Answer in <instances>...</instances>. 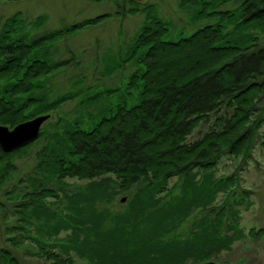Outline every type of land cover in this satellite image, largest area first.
<instances>
[{
	"label": "trees",
	"instance_id": "16d2710c",
	"mask_svg": "<svg viewBox=\"0 0 264 264\" xmlns=\"http://www.w3.org/2000/svg\"><path fill=\"white\" fill-rule=\"evenodd\" d=\"M230 3L236 6L219 9ZM178 4L191 23L208 24L169 39L171 26L154 5L128 8L123 14L142 12L144 20L118 58L104 59L101 71L106 78L125 73L123 84L84 94L77 85L54 98L47 81L71 64L55 60L53 46L110 14L37 35L27 28H41L44 15L29 22L15 14L2 24L0 125L12 129L60 110L81 94L79 107L91 111L85 121L81 115L57 119L24 147L11 152L0 148L1 189L16 173L14 162L43 144L35 157L34 171L40 177L32 179L33 193H5L19 218L0 222V264H21L19 254L73 264L72 258L48 250V238L61 232H69L67 243L54 246L65 256L70 251L87 256V264H204L241 237L242 232L235 230L236 207L247 196L234 191V176L215 174L223 157L249 158L264 125V0ZM135 93V102L128 105ZM115 97L119 103L109 104ZM210 124L206 133L193 139L201 125ZM106 175L114 177L119 191L132 192L127 212L97 210L98 202L112 201L116 193L109 195L103 185ZM45 178L49 184L66 178L90 184L85 194L66 196L64 214L44 203L56 196L43 185ZM173 178L178 186L169 187ZM220 193V202L215 203ZM5 206L0 205V221L7 216ZM194 213L198 216L187 235L172 238ZM32 229L38 238L31 236ZM247 235L263 238L264 226ZM29 239L32 244L24 246Z\"/></svg>",
	"mask_w": 264,
	"mask_h": 264
},
{
	"label": "rangeland",
	"instance_id": "374dc122",
	"mask_svg": "<svg viewBox=\"0 0 264 264\" xmlns=\"http://www.w3.org/2000/svg\"><path fill=\"white\" fill-rule=\"evenodd\" d=\"M145 5H154L160 17L164 21L169 22L171 26L169 39L190 35L200 27L208 24V22L191 23L188 12L180 8L178 0H0V27L15 14H21L29 22H32L39 15H44L46 16V22L41 28H33V30L30 27L27 28L30 34L37 35L102 14H110V18L105 19L100 24L91 26L70 37L60 39L52 49L55 60H69L71 66L55 73L47 81V90L50 98H54L66 91H72L77 85V89L82 90L81 92L84 94L86 90L93 92L98 88L112 89L123 84L125 73H114L106 78L101 73L102 62L107 56L118 58L144 20L142 12L134 14H123V12L128 8L141 9ZM235 6V4L230 3L228 5H220L219 9H233ZM180 32L184 34L181 35ZM82 94L60 110L50 113L51 118L41 128L48 130L52 126L50 124L55 123L59 118L69 120L81 115V118L85 121L86 115L91 110L79 107L81 100L84 98ZM135 98L136 93L128 100V105L131 104L133 99L132 103L135 102ZM116 103H119L116 97L109 100V104L116 105ZM210 126L211 124L209 126L201 125L195 131L193 139H197L199 133H206ZM41 145L43 144L38 143L25 156L14 162L16 172L14 177L8 181L6 186L4 185L0 189V205L1 203L3 205L6 203V211L4 213H7L4 221L0 222H15L19 218L15 213L17 209L9 208L10 204H8V198L5 193L8 194L10 191L22 194L26 192L28 194L33 193L32 179L33 177H40L35 175L34 167L36 164V153ZM228 176H234L237 179L234 191L244 193L247 196V200H243V204L241 202L236 207L239 210V214L237 222H234L235 230L242 232V235L230 245L229 249L213 254L209 261L216 264H264V237L257 240L247 235L251 229L258 230L264 226V125L260 129V137L255 142L249 158L245 161L229 157L220 159L216 167L215 178ZM102 179H105L103 185L108 187L109 195H112L113 192L116 193L111 199L112 201L104 200L98 202L96 205L97 210H107L115 214L127 212L132 192L119 191L117 183L111 175H106ZM45 180H41L43 185L51 189L56 196L46 199L44 203L50 209L61 211L64 214L68 213L66 196L74 193L85 194L90 184L87 180L74 178H66L59 182L53 180L50 184V179L45 178ZM173 184L178 186L175 178L169 181L168 186L170 187ZM175 193L177 194L178 190ZM221 195L222 193L218 194L215 203L220 202ZM122 199L124 200L123 202H121ZM246 202L249 205H245ZM14 204L17 203L15 202ZM57 216L61 217L62 215L58 213ZM194 216H198V214L194 213L186 222H182L172 238L186 236ZM30 222L36 221L31 219ZM68 233L61 232L55 238H48L51 247L48 250L55 251L66 258H72L73 264H87V256L82 257L72 251L65 256L59 247L54 246L56 243V246L67 243ZM226 233L227 236L231 235L230 231ZM31 236L38 238V234L33 229L31 230ZM30 242V239L25 241L24 246L32 244ZM31 255L19 254L17 257L21 264H52L44 259L38 260Z\"/></svg>",
	"mask_w": 264,
	"mask_h": 264
},
{
	"label": "water",
	"instance_id": "95a60500",
	"mask_svg": "<svg viewBox=\"0 0 264 264\" xmlns=\"http://www.w3.org/2000/svg\"><path fill=\"white\" fill-rule=\"evenodd\" d=\"M51 115L46 114L35 117L31 120L19 123L12 129L0 125V148L4 152H11L28 145L39 136L41 127L50 119ZM124 200L122 199L121 202ZM204 264H216L212 261Z\"/></svg>",
	"mask_w": 264,
	"mask_h": 264
}]
</instances>
